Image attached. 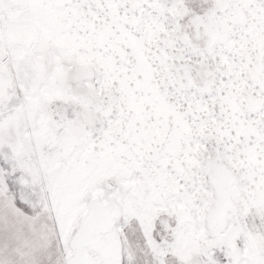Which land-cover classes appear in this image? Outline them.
<instances>
[{
  "label": "snow or ice",
  "instance_id": "1",
  "mask_svg": "<svg viewBox=\"0 0 264 264\" xmlns=\"http://www.w3.org/2000/svg\"><path fill=\"white\" fill-rule=\"evenodd\" d=\"M0 264H264V0H0Z\"/></svg>",
  "mask_w": 264,
  "mask_h": 264
}]
</instances>
